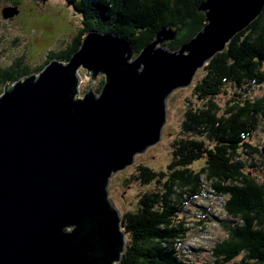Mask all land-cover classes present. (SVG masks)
<instances>
[{"label": "water", "instance_id": "95a60500", "mask_svg": "<svg viewBox=\"0 0 264 264\" xmlns=\"http://www.w3.org/2000/svg\"><path fill=\"white\" fill-rule=\"evenodd\" d=\"M263 8L264 0H205V25L174 52L162 46L174 41L171 29H160L137 56L128 40L90 31L67 63L52 60L4 86L0 264L119 263L125 233L107 199L109 178L160 141L168 97ZM17 13L1 9L3 19ZM81 68L93 82L103 76L98 94L78 98Z\"/></svg>", "mask_w": 264, "mask_h": 264}, {"label": "trees", "instance_id": "16d2710c", "mask_svg": "<svg viewBox=\"0 0 264 264\" xmlns=\"http://www.w3.org/2000/svg\"><path fill=\"white\" fill-rule=\"evenodd\" d=\"M63 1L81 22L71 43L32 72L25 65L18 76L0 77L1 89L39 74L52 60L67 63L90 31L128 40L137 56L160 29L175 32L174 41L162 45L174 52L205 25L199 11L205 0ZM203 71L193 89L199 105H189L184 115V137L174 141L166 172L137 168L141 184L155 183L161 191L146 193L136 210L121 220L126 248L118 264H194L185 263L190 260L180 256L177 241L190 231L182 215L187 204L205 196L204 185L210 194L224 199L227 216L220 222L226 234L213 247V264H264V184L241 159L242 154L258 153L247 140L264 123V93L256 98L246 95L253 86L264 84V8ZM227 87L234 89V97L222 109L215 99L227 94ZM200 161L202 167L193 169Z\"/></svg>", "mask_w": 264, "mask_h": 264}, {"label": "rangeland", "instance_id": "374dc122", "mask_svg": "<svg viewBox=\"0 0 264 264\" xmlns=\"http://www.w3.org/2000/svg\"><path fill=\"white\" fill-rule=\"evenodd\" d=\"M11 1L0 0V52L3 51L0 54V65L2 66H7L13 56H20L23 64L28 65L32 72L42 66L48 56L65 50L81 26L80 17L63 0H19L18 6H16L17 15L3 19L1 9L11 6ZM77 74L79 78L78 98L80 99L89 90L97 89L98 81L103 83V76L97 77L93 82L90 79V73L82 68L77 71ZM31 75H38V73ZM203 76V68L197 70L189 86L174 91L168 97L160 141L144 149L142 153H136L131 164L109 178L106 186L107 199L118 211L120 222L129 213L136 210L146 193L161 191V186L155 183L141 184L137 168L166 172L172 161L174 141L184 137L181 134L184 115L187 113L189 105L192 107L199 105V100L193 89ZM227 90V94H221L215 99L222 109L234 97V89L227 87ZM263 93L264 84L260 87L253 86L246 95L256 98ZM247 142L255 147L258 153L242 154L241 159L247 165L248 171L264 184V157L262 156L264 123H260ZM202 165V161L196 162L192 168L197 170ZM250 166L254 167L249 168ZM204 186L205 196L196 198L192 200V203L187 204V212L182 215L187 217L190 227L188 234L177 241L180 256L190 260L185 263L213 264V247L225 238L226 234L220 223L227 217L222 209L224 199L210 194L207 186ZM66 229L71 231V228ZM238 260L239 258L236 259V261Z\"/></svg>", "mask_w": 264, "mask_h": 264}, {"label": "flooded vegetation", "instance_id": "af4514ba", "mask_svg": "<svg viewBox=\"0 0 264 264\" xmlns=\"http://www.w3.org/2000/svg\"><path fill=\"white\" fill-rule=\"evenodd\" d=\"M3 1H8V0H3ZM18 3L11 1V6H8V7H16V6H18ZM2 53H3V51L1 50L0 54H2ZM24 67H25V65L23 64L21 57L20 56H18V57L13 56L11 61L9 62V64L7 66L0 65V72H1L0 77H10V75H12V74L18 76L24 70ZM8 69H10L9 72H8ZM98 82H99V87L98 88L96 87L97 89L93 90L96 93L98 92L102 81L101 82L98 81Z\"/></svg>", "mask_w": 264, "mask_h": 264}, {"label": "bare ground", "instance_id": "6f19581e", "mask_svg": "<svg viewBox=\"0 0 264 264\" xmlns=\"http://www.w3.org/2000/svg\"><path fill=\"white\" fill-rule=\"evenodd\" d=\"M124 254V253H123Z\"/></svg>", "mask_w": 264, "mask_h": 264}]
</instances>
